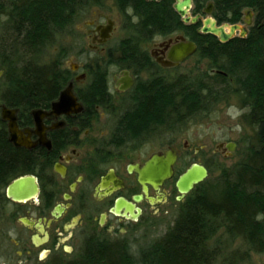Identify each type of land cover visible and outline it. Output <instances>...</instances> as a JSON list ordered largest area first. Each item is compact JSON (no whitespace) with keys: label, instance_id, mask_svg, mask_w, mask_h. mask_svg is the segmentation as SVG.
Listing matches in <instances>:
<instances>
[{"label":"flooded vegetation","instance_id":"1","mask_svg":"<svg viewBox=\"0 0 264 264\" xmlns=\"http://www.w3.org/2000/svg\"><path fill=\"white\" fill-rule=\"evenodd\" d=\"M174 3L175 0L172 8ZM208 6H211L210 14L205 13ZM250 12L252 25L253 12ZM188 13L192 18L198 17L197 23L192 24L198 25L197 33L207 18L217 25L229 24L217 22L212 0H192ZM117 16L121 25L122 15L118 10ZM108 24L111 27L109 38L101 43V32ZM235 24L246 26L244 14ZM251 25L246 26L247 33ZM115 30L116 24L108 16H103L102 21L90 20L87 23L89 48L103 53V46ZM179 36L194 42L185 33L176 32L156 37L127 54L126 49L119 47V42L115 52L110 49L104 52L107 62L70 64L69 68L65 67L70 78L49 105L42 108L22 112L19 106H7L1 94L3 86L0 87V264H84L97 257L100 245L120 244L130 250L139 239L145 241L148 219L163 217L174 202H185L187 195L194 191L197 185L182 195L175 183L188 167L199 163H189L179 170L176 165L182 151L190 157L206 147L193 146L185 140L182 150L177 142H171L163 150L148 153L143 140L146 131L162 127L164 89L169 90L171 99L178 100L179 77L191 75L190 72L174 76L168 73L195 56L177 65H168L167 62L172 63L170 51L180 42ZM234 38H241L239 31L226 42ZM98 67L105 71L106 93L97 104L99 89L96 83L90 84L89 76H95ZM69 84L81 110L52 113V103ZM149 101H153L150 119L144 122ZM3 107L16 110L18 130L13 134L2 118ZM34 110L44 112L42 126L38 129L32 116ZM114 119L110 130H95L96 125L100 129ZM121 119L131 130H117ZM228 143H233L236 150V142L228 140L217 144L214 153L225 158L230 156ZM169 149L177 155L173 177L157 188L146 184L144 189L136 169L151 155ZM199 165L208 171L207 166ZM173 178L174 184L171 183ZM136 195H141V200L135 201ZM178 212L179 209L176 216Z\"/></svg>","mask_w":264,"mask_h":264},{"label":"trees","instance_id":"2","mask_svg":"<svg viewBox=\"0 0 264 264\" xmlns=\"http://www.w3.org/2000/svg\"><path fill=\"white\" fill-rule=\"evenodd\" d=\"M104 1L0 0L6 35L1 39L2 53L10 58L5 61L1 93L7 106H19L23 112L49 105L70 78L69 70L63 67L62 51L45 64L38 58L58 36L70 32L78 18L92 8H102ZM212 1L218 23L235 24L244 11L253 12V23L244 38L221 43L210 34L197 33L198 25L182 23L172 8L173 0H112L122 15L125 32L119 47L127 54L156 37L185 33L196 44L197 62L206 61L208 67L193 76L179 77L178 100L164 89L162 127L171 120L180 122L206 112L234 93L247 110L244 116L259 145L248 148L232 167L222 168L213 182L194 189L172 226L136 257L120 244L100 245L97 257L84 264H222L219 246L208 244L220 231L240 238L249 251H264V0ZM104 72L98 67L97 74L89 76L90 84L96 83L99 89L97 104L106 93ZM151 105L153 101L148 102L144 122H149ZM117 130L131 129L121 119ZM234 255L229 256L228 264Z\"/></svg>","mask_w":264,"mask_h":264},{"label":"rangeland","instance_id":"3","mask_svg":"<svg viewBox=\"0 0 264 264\" xmlns=\"http://www.w3.org/2000/svg\"><path fill=\"white\" fill-rule=\"evenodd\" d=\"M103 16H108L114 20L116 30L109 42L103 46L104 51L102 53L99 49L93 51L89 48L91 39L87 33V23L92 19L102 21ZM3 19L4 17L0 16V87L5 84L4 74L7 66L5 61H10V58L4 56L2 53L3 45L1 44V39L6 36L3 32ZM124 37L125 32L121 28L120 18L117 16V10L112 0H105L102 8H92L87 14L78 18L70 32L58 36L53 46L46 49L38 58V61L39 63L45 64L52 60L57 53L62 51L64 53L63 65L67 68H69L70 64L82 66L84 64L94 63L95 60H100L101 63L107 62V56L104 52L108 49L115 52L120 40ZM15 61H18V58L16 59L15 57ZM19 64L18 61V65ZM206 65V61L198 63L194 56L186 60L177 70H169L168 73L171 76L188 72L194 75L204 71ZM110 71H112V69ZM239 100V97L232 93L226 99L214 105L210 110L201 112L188 120H182L180 122L171 120L166 126L161 127L159 130L146 131L143 139L145 150L148 153L155 150H163L171 142H177L181 149V145L185 140L193 146H205L206 148L204 150H200L199 153L193 156L190 155V157L182 151V157L179 159L176 169L179 170L192 162L203 164L208 167V175L195 187V189H199L201 186L213 182L222 168L232 167L241 160L248 148L258 147L259 145L255 139L252 128L247 122L248 120L244 116L247 110L241 107ZM232 107L242 110V115L233 119L229 114V109ZM102 121L103 120L100 119V122ZM110 123L111 124L107 122L106 127H101L100 129L99 125H96L98 127L95 130H110L115 123V119L113 122L111 120ZM228 140L236 142V150L227 158L223 157L222 154H215L214 151L217 144ZM174 182L175 178L171 180L172 184H174ZM190 194H188L187 197ZM181 204L182 203L174 202L169 212L163 217L148 219L150 223L148 222L146 238H143L145 241H142V238L139 239L138 244L131 247L129 250L134 257H136L142 249H146L155 240L159 239L165 231L172 226L176 217V212ZM208 244L209 246H219L222 254L220 261L222 264L229 263L227 260L231 254L235 255L230 264H264V251L261 253L249 251L240 238L230 236L224 231H220L210 239ZM240 255H243L244 258L240 259ZM143 263L144 262L141 261L139 262V264Z\"/></svg>","mask_w":264,"mask_h":264},{"label":"water","instance_id":"4","mask_svg":"<svg viewBox=\"0 0 264 264\" xmlns=\"http://www.w3.org/2000/svg\"><path fill=\"white\" fill-rule=\"evenodd\" d=\"M191 5L192 0H175V3L173 5L176 13L182 17V22L184 24L197 23L198 17L192 18L188 13ZM210 7L211 6H208V8L205 9L206 14H210ZM244 16L245 25H251V12L246 10L244 12ZM246 26H240L238 24L217 25L216 21L211 18H207L202 22L201 27L198 29V32L201 34L214 35L220 42L224 43L228 41L237 31H239V36L241 38L245 37L247 34ZM110 31L111 27L109 24L107 26H104V29L101 32V43H104L109 38ZM177 39H179L180 42L172 47L169 54V59L172 63H167L170 66L181 63L187 57L195 54L197 50L196 44L194 42L185 41L182 36H179ZM80 110L81 106L77 104L76 98L71 92V84H69L60 92L58 99L51 105V112L55 114H67L72 111L78 112ZM15 113L16 110L8 109L6 107L2 108V118L7 121V127L8 130H10L11 134H13L14 130H18L16 125ZM43 115L44 112L41 110L32 111V116L34 118L37 129L42 126L41 119ZM226 147L229 152L234 151L233 143H228ZM176 160V152L172 149L166 150L161 154L151 155L142 167L136 169L139 182L144 186V189L146 184L157 188L164 181L170 180L174 174V165L176 164ZM207 175L208 171L204 166L194 163L179 175L176 180L175 186L178 192H180L182 195H185L189 193L196 185L200 184L207 177ZM9 195H12V186L9 188ZM141 198V195H136L133 199L135 201H139L141 200Z\"/></svg>","mask_w":264,"mask_h":264},{"label":"clouds","instance_id":"5","mask_svg":"<svg viewBox=\"0 0 264 264\" xmlns=\"http://www.w3.org/2000/svg\"><path fill=\"white\" fill-rule=\"evenodd\" d=\"M229 114L232 116L233 119H236L240 115H242V110L232 107L229 109Z\"/></svg>","mask_w":264,"mask_h":264}]
</instances>
